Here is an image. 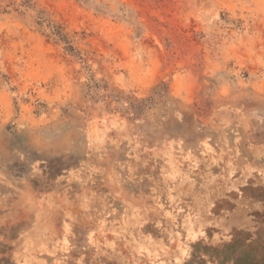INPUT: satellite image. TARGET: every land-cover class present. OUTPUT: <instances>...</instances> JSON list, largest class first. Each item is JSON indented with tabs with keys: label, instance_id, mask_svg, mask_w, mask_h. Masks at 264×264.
Listing matches in <instances>:
<instances>
[{
	"label": "rangeland",
	"instance_id": "374dc122",
	"mask_svg": "<svg viewBox=\"0 0 264 264\" xmlns=\"http://www.w3.org/2000/svg\"><path fill=\"white\" fill-rule=\"evenodd\" d=\"M0 264H264V0H0Z\"/></svg>",
	"mask_w": 264,
	"mask_h": 264
}]
</instances>
